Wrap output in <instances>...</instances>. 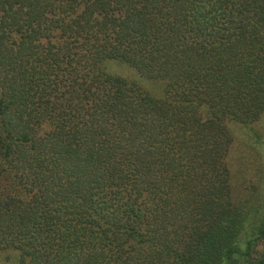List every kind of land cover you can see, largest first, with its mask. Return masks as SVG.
I'll list each match as a JSON object with an SVG mask.
<instances>
[{
	"label": "trees",
	"instance_id": "trees-1",
	"mask_svg": "<svg viewBox=\"0 0 264 264\" xmlns=\"http://www.w3.org/2000/svg\"><path fill=\"white\" fill-rule=\"evenodd\" d=\"M263 114L264 0H0V251L264 264V193L234 200L228 163Z\"/></svg>",
	"mask_w": 264,
	"mask_h": 264
},
{
	"label": "rangeland",
	"instance_id": "rangeland-1",
	"mask_svg": "<svg viewBox=\"0 0 264 264\" xmlns=\"http://www.w3.org/2000/svg\"><path fill=\"white\" fill-rule=\"evenodd\" d=\"M112 71L129 80H136L137 74L129 67L115 64ZM147 89L157 85L150 81L142 82ZM233 143L228 156L231 169V186L233 198L239 204H254L255 193H264L260 188L261 181L257 176L259 162H264V114L258 122L249 126L230 125ZM9 252L0 251V264H9Z\"/></svg>",
	"mask_w": 264,
	"mask_h": 264
}]
</instances>
